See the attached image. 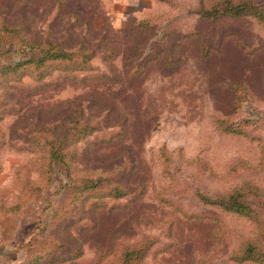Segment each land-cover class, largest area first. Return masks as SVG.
<instances>
[{"label": "rangeland", "instance_id": "rangeland-1", "mask_svg": "<svg viewBox=\"0 0 264 264\" xmlns=\"http://www.w3.org/2000/svg\"><path fill=\"white\" fill-rule=\"evenodd\" d=\"M200 1L0 0V264H21L37 252L45 264H116L111 254L102 255L113 241L144 235L158 239L148 264H193L208 249L214 224L185 220L181 210L216 214L223 223L221 250L206 264H253L227 260L242 238L254 235L252 224L201 204L195 191L212 194L242 181L264 186V20L204 17L197 13ZM202 1L208 7L215 0ZM27 36L70 49L83 44L93 52L92 69L55 64L38 82L30 71L15 80L1 77L12 58L29 51L21 46ZM236 81L244 86L237 89ZM72 112L98 121L100 130L78 143L76 157L64 153V161L79 173L95 163L133 162L131 182H145L143 194L133 201L92 197L82 206V219L77 209L52 218L53 208L66 205L62 185L69 182L60 164L40 196L8 209L26 197V189L20 191L25 179H37L32 163L39 152H31L29 142L35 127L57 128ZM221 120H227L228 133ZM122 122L123 136L107 142ZM163 148L173 165H181L169 180ZM193 158L219 171L242 159L249 164L221 179L200 176V165L188 160Z\"/></svg>", "mask_w": 264, "mask_h": 264}, {"label": "trees", "instance_id": "trees-1", "mask_svg": "<svg viewBox=\"0 0 264 264\" xmlns=\"http://www.w3.org/2000/svg\"><path fill=\"white\" fill-rule=\"evenodd\" d=\"M250 2H253V4H250ZM200 3L201 5L197 13L204 17L217 19L226 15L233 17L252 15L260 20H264V0L260 3L258 1L255 3L253 0H215L208 7L202 4V0ZM250 9L253 10L252 13H249ZM11 29L13 28L8 27L10 33ZM4 40L5 36H1L0 44ZM10 43L12 44V42ZM46 44H48L47 47L45 46ZM82 45L78 43L74 49H70V46L66 44L63 46L60 42H51L49 39H45L41 43L39 40L31 37H24L21 46L28 47L29 51L23 52L18 58H12L9 67L2 71L1 77L8 74V80H15L14 76L21 77L25 75L26 71H30L33 73L29 76L38 82L44 79L46 74L49 75L53 72L55 64L59 67L66 64L74 65V67L70 66L68 70H87L90 64L91 67L89 69H92L91 60L93 52H87L86 50L89 49L84 48ZM7 52L11 53L13 49L9 48ZM61 70L67 71L65 68ZM16 80L19 81V79ZM235 85L237 89L239 86H244L241 81H236ZM237 98V94L234 93L233 100H237ZM226 122L227 120H221L219 127L221 131L228 133L229 125L225 124ZM121 125L122 127L107 142H113L123 136V122ZM36 127V130L34 129L35 134H31L32 137L29 139V142L31 144L30 151L39 152V155L35 156L36 165L32 163L33 167L36 166L37 179H25V182L21 184L20 191L23 192L26 189L24 192L26 197H21L19 201L9 205L8 209L21 205L32 195L40 196L41 192L53 179L55 165L60 164L64 165L65 177L69 182L65 186L62 185L67 189V195L65 196L66 205L62 203L59 208H53L51 210L52 218L54 216L60 217L63 213L74 212L77 209V214L80 215L78 220L82 219L83 215L80 213L82 206L90 201L92 197H95V200L129 197L133 201L143 194L146 183L141 180L131 182L130 173L133 171V162L131 166H128L126 162L110 166L108 164L95 163L87 169V172L83 171L79 173L80 168L78 166L74 164L69 166L64 161V153L69 155V157H76L79 152L78 147L80 146L78 143L88 141V138L92 134L100 130L98 121L82 118L80 113L72 112L62 120L60 126L57 128L55 126L52 128L45 126ZM161 157L164 163L163 172L169 180V175L173 176V173H177L181 169V165H173L174 162L171 161L170 153L167 149H161ZM188 160L190 163L196 162L197 165H200L198 169L200 176L208 172L209 175L217 176L221 179L229 178L231 173L239 168L238 166L249 164L247 160L242 159L237 163L230 164L225 171H219L212 168L204 160L198 161V158ZM189 162H187V165ZM27 171L30 172L32 170ZM152 195L163 200V197H160L162 195L161 192L154 191ZM195 195L201 204L208 205L212 209L235 214L247 220L253 226L254 235L242 238L238 246L228 254L227 260L235 263L250 262L253 264H264V186L250 181H242L236 186L221 192L205 194L196 190ZM161 202L167 204L168 201L164 199ZM181 211L185 220H198L214 224L210 235L211 243L208 249L197 256L193 262V264H206V259L212 252L221 250L220 248L223 243L221 239L224 231L220 233L219 229L223 227V223L216 214ZM61 222L58 221L59 224H62ZM69 222L68 225H64V229L73 223V221ZM157 242V237L152 235H144L141 239L130 243L119 244L117 240H114L110 249L107 252H103L102 255L106 257L108 253L111 254L112 259H116V264H148L146 261L147 255ZM27 244L30 245L32 243L30 241ZM57 245L59 247V243ZM171 245H164L160 251L166 250ZM21 250L19 249V254ZM51 252H54V249ZM22 253L24 255L25 251ZM37 254L39 255L25 258L21 264H45L43 263L45 256H42L41 252H37ZM160 263L165 264L161 260Z\"/></svg>", "mask_w": 264, "mask_h": 264}, {"label": "crops", "instance_id": "crops-1", "mask_svg": "<svg viewBox=\"0 0 264 264\" xmlns=\"http://www.w3.org/2000/svg\"><path fill=\"white\" fill-rule=\"evenodd\" d=\"M4 262H6V261H4ZM16 262H12V261H10V263H8L7 262V264H15ZM6 264V263H5Z\"/></svg>", "mask_w": 264, "mask_h": 264}]
</instances>
